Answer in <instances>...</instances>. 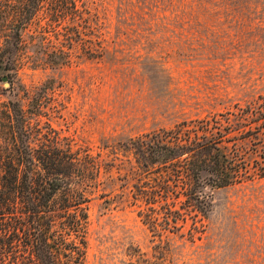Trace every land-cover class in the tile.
<instances>
[{
  "label": "rangeland",
  "instance_id": "374dc122",
  "mask_svg": "<svg viewBox=\"0 0 264 264\" xmlns=\"http://www.w3.org/2000/svg\"><path fill=\"white\" fill-rule=\"evenodd\" d=\"M29 25L0 66V116L19 103L74 149L103 148L264 97V0H83ZM3 39L0 38V49ZM8 78V85L3 78ZM133 188L103 175L86 264H264V178L216 190L206 217L156 233Z\"/></svg>",
  "mask_w": 264,
  "mask_h": 264
},
{
  "label": "trees",
  "instance_id": "16d2710c",
  "mask_svg": "<svg viewBox=\"0 0 264 264\" xmlns=\"http://www.w3.org/2000/svg\"><path fill=\"white\" fill-rule=\"evenodd\" d=\"M79 2L0 0V66L18 55L41 13L75 16ZM114 171L152 231L178 233L188 217L210 213L216 190L264 178V97L97 154L42 132L11 103L0 116V264H86L91 197Z\"/></svg>",
  "mask_w": 264,
  "mask_h": 264
},
{
  "label": "water",
  "instance_id": "95a60500",
  "mask_svg": "<svg viewBox=\"0 0 264 264\" xmlns=\"http://www.w3.org/2000/svg\"><path fill=\"white\" fill-rule=\"evenodd\" d=\"M3 81H5V82H6V84L8 85V83H7V81H8V78H7V77H4V78H3Z\"/></svg>",
  "mask_w": 264,
  "mask_h": 264
}]
</instances>
